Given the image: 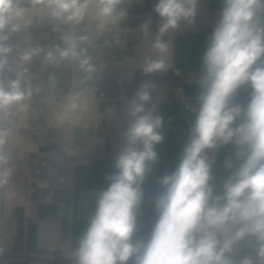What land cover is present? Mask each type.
<instances>
[{
  "label": "clouds",
  "instance_id": "1",
  "mask_svg": "<svg viewBox=\"0 0 264 264\" xmlns=\"http://www.w3.org/2000/svg\"><path fill=\"white\" fill-rule=\"evenodd\" d=\"M43 5L55 20L75 28L85 20L92 0H33ZM122 0H95L98 15L125 18ZM201 0H157L153 11L160 18L159 36L153 41L156 57H146L142 73L167 70L168 42L162 37L182 22L194 23ZM119 9V10H118ZM25 18L23 0H0V74L9 69L11 33L19 32ZM147 35L148 24L142 28ZM86 35L70 31L64 47L44 53L49 63L75 60L80 68L95 71ZM44 50L25 51L22 62ZM264 0H223L220 18L196 77V115L178 167L157 177L162 191L154 198L155 223L150 235L134 240L138 216L145 197L144 184L158 161L157 146L164 137L163 118L146 108L151 99L150 81L143 82L131 98L130 123L124 133L115 172L97 201L94 216L73 253L76 264H236L226 254L248 236L258 243L257 256L264 264ZM23 73L5 85L0 80V118L11 115L15 105L32 95L22 84ZM250 89L246 103L236 102L241 89ZM72 108L75 98H70ZM8 130L0 127V185L7 183L11 169L5 146ZM232 145L234 158L224 166L230 174L222 193L215 194L213 161L209 152ZM239 264H254L245 257Z\"/></svg>",
  "mask_w": 264,
  "mask_h": 264
},
{
  "label": "crops",
  "instance_id": "2",
  "mask_svg": "<svg viewBox=\"0 0 264 264\" xmlns=\"http://www.w3.org/2000/svg\"><path fill=\"white\" fill-rule=\"evenodd\" d=\"M156 2L122 0L119 9H126L127 15L117 21L115 17L99 16L92 0L76 32L77 36L88 37L82 47L87 48L95 71L86 73L78 61L53 64L44 58L45 52L65 46L59 30H66L69 25L50 17L43 5L23 0L25 18L21 31L10 35L8 43L13 50L8 62L9 69L23 73L22 84L31 88L32 95L23 102L26 109L15 105L9 117L0 118V127L8 130L5 148L10 155L7 167L11 169L7 183L0 185V264H66L62 256L76 250L95 214L101 192L109 186L106 177L115 172V160L124 145L131 98L145 81L152 84L146 108L163 118L160 131L164 139L156 148L158 161L143 186L145 197L137 221L139 231L134 238L151 231L152 215L156 213L154 198L162 191L156 178L178 167L195 121L196 114L185 112L179 98L184 97L197 107L196 77L220 18L223 0H201L194 23L182 22L160 37L169 44L165 55L167 70L144 75L141 65L145 58L157 55L152 47L160 26V18L153 11ZM145 24L149 26L147 35L142 30ZM106 39L113 45L107 53L89 47ZM36 47L44 51L30 61L20 60L25 51ZM119 52L124 54L125 64L121 68L116 65ZM99 69L104 71L102 89L106 93L101 104L100 128L79 131L74 139L67 132L52 135L43 131L40 120L43 99L38 97L36 87L66 88L73 79L79 88L92 87ZM15 78L8 69L0 74L5 85ZM249 93L250 89H241L236 102L246 103ZM17 111L24 115H16ZM234 151L232 145H227L209 152L215 194L222 193L224 180L235 170L224 166L226 159L234 158ZM69 154L72 158H67ZM37 171L42 179L59 185L55 197L36 188L40 177ZM60 179H66V183L61 184ZM235 246L236 252L226 255L236 264L245 257L261 264L254 237L248 236ZM127 264H134V258Z\"/></svg>",
  "mask_w": 264,
  "mask_h": 264
},
{
  "label": "built area",
  "instance_id": "3",
  "mask_svg": "<svg viewBox=\"0 0 264 264\" xmlns=\"http://www.w3.org/2000/svg\"><path fill=\"white\" fill-rule=\"evenodd\" d=\"M78 26V25H77ZM77 26L75 28H70L66 30H59L62 38L66 33L74 31L77 32ZM91 49H101L105 53L109 52L113 45L106 39L102 43L89 44ZM124 54L122 52L118 53L117 66L123 67L125 64L123 61ZM71 60V59H69ZM67 61V60H64ZM73 61V60H71ZM12 72L16 75L19 73L15 70ZM104 80V71L99 69L95 73V84L92 87L79 88L77 81L74 79L66 88H55V87H36L37 95L39 98L43 99V106L40 115V120L42 123L41 129L52 135L58 133H70L71 137L74 139L79 131H96L100 128L101 123V104L106 99V93L102 89V84ZM75 98L76 107L72 108L69 100L70 98ZM179 103L182 109L189 114H196L197 107L184 97L179 98ZM24 115L22 111H17L16 115ZM67 158H72L69 154ZM44 165L48 166L47 163ZM40 176V172L37 171ZM60 183H66V179H60ZM36 188L41 191H46L50 196L55 197L56 191L59 185L51 184L46 179H42L41 176L38 178L36 183ZM156 213L152 215V221L155 223ZM68 219L72 221L71 212L68 211ZM151 231H145L139 236L134 238V240H144L150 235ZM236 252V246H234V251L228 254H234ZM74 251H69L62 256V259L67 263L75 262Z\"/></svg>",
  "mask_w": 264,
  "mask_h": 264
}]
</instances>
